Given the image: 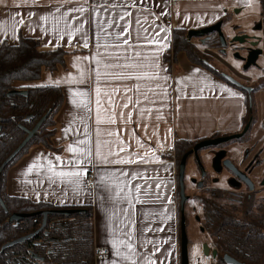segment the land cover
Instances as JSON below:
<instances>
[{
	"label": "crops",
	"instance_id": "1",
	"mask_svg": "<svg viewBox=\"0 0 264 264\" xmlns=\"http://www.w3.org/2000/svg\"><path fill=\"white\" fill-rule=\"evenodd\" d=\"M261 9L260 0H0V44H15L22 34L38 38L44 49L78 50L67 55L66 67L45 71L39 81L17 82L62 86L65 100L53 137L60 150L33 145L9 168L7 192L59 206L90 205L95 247L110 253L95 264H131L116 255L120 240L133 244L136 264H179L176 142L236 131L246 104L186 53H178L173 65L166 61L170 26L200 29L221 20L227 30L257 19ZM70 145L90 155L69 152ZM129 156L147 162H119ZM56 157L82 163L61 168ZM36 160L45 167L28 173ZM47 160L56 171L85 174L79 184L64 182L47 170ZM139 173L143 178L131 179Z\"/></svg>",
	"mask_w": 264,
	"mask_h": 264
},
{
	"label": "flooded vegetation",
	"instance_id": "2",
	"mask_svg": "<svg viewBox=\"0 0 264 264\" xmlns=\"http://www.w3.org/2000/svg\"><path fill=\"white\" fill-rule=\"evenodd\" d=\"M225 36L211 47L212 73L243 95V124L188 156L183 204L178 165L180 250L184 214L198 264H264V3L254 23L235 24Z\"/></svg>",
	"mask_w": 264,
	"mask_h": 264
},
{
	"label": "trees",
	"instance_id": "3",
	"mask_svg": "<svg viewBox=\"0 0 264 264\" xmlns=\"http://www.w3.org/2000/svg\"><path fill=\"white\" fill-rule=\"evenodd\" d=\"M260 1L264 3V0ZM188 31L178 27L173 30L172 45L165 55L166 61L173 65L177 62L178 53L184 52L189 60L213 72L211 56L205 49L216 48L218 34L212 33L202 43L199 38L196 42V37L189 39ZM19 37L15 44L8 40L0 44V167L27 136L26 129L33 130L37 122L43 121L18 155L3 170L0 169V195L4 203L0 201V264H94V224L90 205L59 206L7 192L6 176L9 168L33 145L41 144L53 151L60 150L54 145L53 137L58 126L56 116L65 100L62 86L18 85L17 82L39 81L45 71L54 73L60 67H66L67 55L78 51L65 46L44 49L38 38L22 34ZM17 89L26 90L27 95L9 94ZM214 136L217 133L210 137ZM201 140L179 139L175 145L176 163L179 165L181 158ZM64 208H80L84 211L65 216L50 213L44 230L20 244L2 249L8 242L35 232L43 221L42 211ZM21 212L36 214L21 219L17 225L9 221L12 214Z\"/></svg>",
	"mask_w": 264,
	"mask_h": 264
},
{
	"label": "water",
	"instance_id": "4",
	"mask_svg": "<svg viewBox=\"0 0 264 264\" xmlns=\"http://www.w3.org/2000/svg\"><path fill=\"white\" fill-rule=\"evenodd\" d=\"M223 21H218L217 23L213 24V25H209V26H205L204 28H200V29H189V39L196 37L202 40V43H204L205 37H208L209 35H211L212 33L216 32L218 34V36L220 37L222 44H225L226 41V36H225V31L223 30ZM235 40H240L241 36L240 35H236V37H234ZM255 57V56H254ZM229 79V78H228ZM230 81L232 82V80L230 79ZM22 94V95H27V91L26 90H21V89H17V90H13L11 91L9 94L10 95H16V94ZM43 119H41L39 122L36 123L35 127L33 128V130H28L27 131V136L24 138V140L21 142V144L19 145V147L13 151L11 153V155L5 160V162L2 164V166L0 167L1 170H3V167H5V165L12 160L16 155H18V152L30 141V138L33 136V134L40 128V126L42 125ZM234 137V136H232ZM231 138V137H228ZM226 138H222V139H228ZM221 139V141H222ZM209 145H217V138H208L205 140H201L199 142H197L194 145V149L192 151H190L189 153H186L180 160V164H179V172H178V176L180 178V192H181V196H182V204L184 203L185 199H186V194L184 192V172L187 166V158L188 156L193 152H198L200 149H203L205 147H208ZM1 192V189H0ZM0 201L2 204L3 200L1 198L0 195ZM80 211H84V209H74V208H64V209H50V210H46V211H42L41 214H43V221L42 224L40 225L41 227H39L35 232H31L29 234H25L22 235V237H19L15 240H12L11 242H8L5 246H3L2 249L7 248L8 246L14 245V244H20L22 242H24L25 240H28L32 237H34L36 235V233L42 231L45 228V224L47 221V218L49 216L50 213H56V214H60V215H70V214H74V213H79ZM35 213H14L9 217V221L13 222L16 221V224L21 221V219L23 218H28V217H33L35 216ZM182 240H181V264H189V250H188V236L186 235V231H185V216L184 214L182 215Z\"/></svg>",
	"mask_w": 264,
	"mask_h": 264
},
{
	"label": "snow or ice",
	"instance_id": "5",
	"mask_svg": "<svg viewBox=\"0 0 264 264\" xmlns=\"http://www.w3.org/2000/svg\"><path fill=\"white\" fill-rule=\"evenodd\" d=\"M79 11H84L83 8L79 9ZM126 15H131V13H127ZM121 19H124L123 16L120 17ZM43 19H47V17H43ZM139 23V21H137ZM0 31H4L3 29H0ZM77 31H79V29H77ZM123 29H121V35H123ZM85 46H87V44H85ZM97 96H99V89H97ZM75 103V101H73ZM97 104L99 105V100H97ZM85 107H87V105H83ZM127 106V105H125ZM99 122V120H98ZM112 122H115L114 120ZM70 129H65V131H69ZM78 143L80 144H84L86 143L85 141H79ZM69 152L72 153H77L78 151L81 152L83 155L87 156L90 155V149H78L75 146L70 145L68 148ZM121 151H124V149H121ZM55 160L57 162H59L61 168L63 166L66 165H71L73 167V169H75L76 166H78L80 163H82L81 160L77 159L74 162L73 161H61L60 157H56ZM121 163H126V164H132V163H139V162H147L145 160L144 157H132L129 156L127 159H124L122 161H119ZM46 166H47V170L51 173H53L55 176L61 178L62 181L64 182H69V183H76L79 184V177H81L82 175H84L85 173H83L82 171H77V170H72V171H56V164H54V162L52 160H47L46 162ZM45 167V164L40 163L39 160L34 161L32 164L29 165L27 171L28 173L33 172L34 170L37 169H42ZM122 175H127V173H122ZM139 176V178H143V174L139 173V174H134L131 179H136ZM72 178H76L75 181L72 180ZM102 183L104 182V178H101ZM117 188H119V184L116 185ZM136 191H141L140 186H136ZM120 191H123V189H120ZM146 194V193H145ZM114 195H118V193H115ZM139 199V198H137ZM141 203H143V201H141ZM125 236H131V233H125ZM120 246H123L124 248L128 249L127 253H122L120 251ZM116 255L121 257L123 260H128L131 261V264H136V259H135V249L133 244L130 242V240H120L116 242ZM113 264H115V262H113ZM148 264H151V261H148Z\"/></svg>",
	"mask_w": 264,
	"mask_h": 264
},
{
	"label": "rangeland",
	"instance_id": "6",
	"mask_svg": "<svg viewBox=\"0 0 264 264\" xmlns=\"http://www.w3.org/2000/svg\"><path fill=\"white\" fill-rule=\"evenodd\" d=\"M255 20H256V18H253L252 20L250 19L249 23H253ZM238 23H240V22L236 21L237 25H238ZM223 30L227 31L225 28ZM197 40H198V38L195 39L196 42H197ZM207 49H209V48H207ZM206 52L210 53L211 51H209V50L207 51L206 50ZM172 53H173V51H171V54ZM215 56H217V55H215ZM211 60L213 61V59H211ZM215 63H216L217 66H219V67L221 66L219 60L215 59ZM18 82H21V81H18ZM194 247L195 246L192 243L189 242V246H188V250H189V264H198V262H197L198 257L197 256H198V254H202L201 252H197V250ZM202 264H208V263H202Z\"/></svg>",
	"mask_w": 264,
	"mask_h": 264
},
{
	"label": "built area",
	"instance_id": "7",
	"mask_svg": "<svg viewBox=\"0 0 264 264\" xmlns=\"http://www.w3.org/2000/svg\"><path fill=\"white\" fill-rule=\"evenodd\" d=\"M170 27H171L172 30L175 29V25L174 24H171ZM94 253H95V262H96V260H99V259H106L110 255L109 250L107 248L95 247ZM95 262H94V264H95Z\"/></svg>",
	"mask_w": 264,
	"mask_h": 264
}]
</instances>
